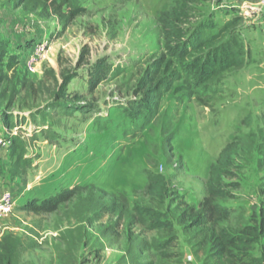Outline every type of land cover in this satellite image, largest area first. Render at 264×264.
Returning a JSON list of instances; mask_svg holds the SVG:
<instances>
[{"label": "rangeland", "instance_id": "rangeland-1", "mask_svg": "<svg viewBox=\"0 0 264 264\" xmlns=\"http://www.w3.org/2000/svg\"><path fill=\"white\" fill-rule=\"evenodd\" d=\"M169 11L186 44L239 19L242 64L197 82L167 47ZM168 60L155 113L144 80ZM229 143V217L195 225ZM65 190L54 213L26 208ZM0 191L18 264H264V0H0Z\"/></svg>", "mask_w": 264, "mask_h": 264}, {"label": "trees", "instance_id": "trees-1", "mask_svg": "<svg viewBox=\"0 0 264 264\" xmlns=\"http://www.w3.org/2000/svg\"><path fill=\"white\" fill-rule=\"evenodd\" d=\"M79 9L80 8H76L78 11ZM78 11L75 12L76 16L81 14ZM163 16H165V19L162 20L168 22L167 25H164L168 40L166 42L167 47L171 50V52H173L174 56L181 59L183 63L186 62V65L184 64V69L186 67L190 68L188 69L190 71L192 69L194 75L196 71L197 82L206 83L211 80H216L224 71L242 64V45L238 37L231 32L233 28H236L239 19L235 18L226 22L217 34L210 37L204 38L202 29H199L193 33L190 43L186 44L181 41L182 38L185 37L186 32L183 31V28L178 26V24L176 25V22L179 21L180 17L170 11L165 12ZM173 27L174 29L169 31V29ZM228 34H231V39L226 37ZM87 53L88 52L84 53L82 56V62L85 60ZM188 59H191L190 62H187ZM173 66L174 64L170 60H168L165 65L158 62L151 70V74H147V78L144 80L145 87H148L147 89H149L146 94L151 98L150 107L154 109L153 112L156 111V105L159 102L158 97L162 88L160 86H167L169 88L171 83H173V80L176 79L174 76L178 75L176 71L173 70ZM165 71L173 76V78L169 79L164 77L163 73ZM67 110H71V108H64V111ZM7 119L9 121L12 120L11 116H7ZM13 138L14 137H12V139ZM234 153L235 145L233 143H229L222 150L218 163L212 165L207 182L208 194L202 204L203 213L191 218L193 224H203L206 219L211 223L216 220L217 213L221 211H224L225 218L229 217L228 209L217 203L218 198L227 196V192L223 188L218 187V184H221V174L224 172V168L231 162V158ZM148 180V191L154 195L159 193V190L165 187L166 184V179L161 174L151 173L148 176ZM73 195L74 190H65L54 196L46 198L43 201L34 200L33 202H29L26 208L38 214L54 213L58 211L64 203L71 200ZM139 208L140 207H138V209ZM159 225L160 223L157 222L156 218L155 226ZM227 242L228 241H226V243ZM18 252V240L6 236L3 243L0 245V264H18Z\"/></svg>", "mask_w": 264, "mask_h": 264}, {"label": "built area", "instance_id": "built-area-1", "mask_svg": "<svg viewBox=\"0 0 264 264\" xmlns=\"http://www.w3.org/2000/svg\"><path fill=\"white\" fill-rule=\"evenodd\" d=\"M15 206V194L12 191H0V218L10 215Z\"/></svg>", "mask_w": 264, "mask_h": 264}]
</instances>
